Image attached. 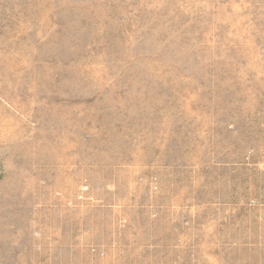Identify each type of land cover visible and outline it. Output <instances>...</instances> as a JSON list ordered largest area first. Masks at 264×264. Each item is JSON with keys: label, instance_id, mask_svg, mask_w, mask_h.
<instances>
[{"label": "rangeland", "instance_id": "rangeland-1", "mask_svg": "<svg viewBox=\"0 0 264 264\" xmlns=\"http://www.w3.org/2000/svg\"><path fill=\"white\" fill-rule=\"evenodd\" d=\"M0 264H264V0H0Z\"/></svg>", "mask_w": 264, "mask_h": 264}]
</instances>
